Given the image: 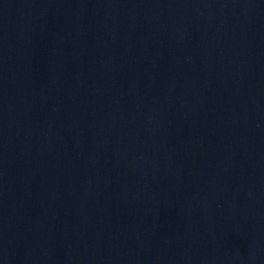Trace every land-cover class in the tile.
<instances>
[{"label": "water", "instance_id": "water-1", "mask_svg": "<svg viewBox=\"0 0 264 264\" xmlns=\"http://www.w3.org/2000/svg\"><path fill=\"white\" fill-rule=\"evenodd\" d=\"M0 264H264V0H0Z\"/></svg>", "mask_w": 264, "mask_h": 264}]
</instances>
